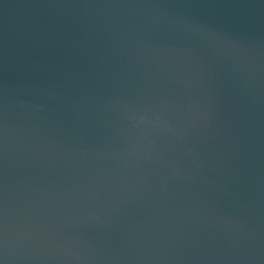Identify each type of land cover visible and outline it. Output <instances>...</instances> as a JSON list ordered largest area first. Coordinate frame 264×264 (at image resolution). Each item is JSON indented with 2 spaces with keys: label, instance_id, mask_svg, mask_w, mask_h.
Returning <instances> with one entry per match:
<instances>
[{
  "label": "water",
  "instance_id": "water-1",
  "mask_svg": "<svg viewBox=\"0 0 264 264\" xmlns=\"http://www.w3.org/2000/svg\"><path fill=\"white\" fill-rule=\"evenodd\" d=\"M0 264H264V0H0Z\"/></svg>",
  "mask_w": 264,
  "mask_h": 264
}]
</instances>
